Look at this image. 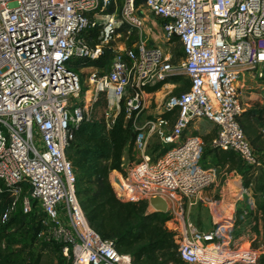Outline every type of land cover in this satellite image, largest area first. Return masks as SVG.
I'll return each instance as SVG.
<instances>
[{
    "label": "built area",
    "instance_id": "built-area-1",
    "mask_svg": "<svg viewBox=\"0 0 264 264\" xmlns=\"http://www.w3.org/2000/svg\"><path fill=\"white\" fill-rule=\"evenodd\" d=\"M154 20L170 46L181 44L183 55L176 61L161 42L152 43ZM93 31L95 45L89 36ZM132 33L138 40L118 47L117 39ZM106 50V66L77 67L99 60ZM244 73L260 81L264 91V0H0V193L9 188L15 197L0 230L22 210L36 245L58 246L66 264H133L115 240L103 238L90 224L67 158L89 116L79 100L87 83L97 97L108 96L107 129L124 109L141 131L134 146L138 161L110 174L118 197L146 201L149 214L159 212L151 199L166 201L167 229L184 264H258L264 248L249 242L248 248L232 249L221 243L235 237V215L205 234L186 209L216 179L215 168L200 164L202 138L185 137L197 122L217 127L211 150L234 152L248 171L264 172L263 157L239 121ZM180 76L190 87L165 104L164 113H178L172 130L163 131L169 120L161 116L140 126L155 89ZM157 133L169 148L153 158L148 150ZM247 235L259 238L250 230Z\"/></svg>",
    "mask_w": 264,
    "mask_h": 264
},
{
    "label": "trees",
    "instance_id": "trees-1",
    "mask_svg": "<svg viewBox=\"0 0 264 264\" xmlns=\"http://www.w3.org/2000/svg\"><path fill=\"white\" fill-rule=\"evenodd\" d=\"M89 36L92 38L91 44H97V33L93 31ZM109 56L110 51L106 50L99 60H84L77 67H104L109 62ZM180 79L175 78L174 81ZM162 86H158L155 91ZM108 105L107 94L100 93L92 104L88 118L82 122L67 149V158L76 176L77 195L82 208L94 230L103 238L115 240L117 250L130 254L133 264H184L179 257L174 234L166 227L167 214H148L149 205L146 201L133 203L120 199L111 184V172L123 171L125 157L133 153L136 138L141 131L135 128V117L127 118L124 109L114 126L107 129L105 113ZM177 114V110H174L165 112L161 117L174 124ZM239 121L252 148L263 156L264 108L243 112ZM165 151L166 149L163 150ZM211 151L215 153L214 164L217 166L228 164L230 167H237L240 162L234 152L221 154ZM242 165L244 167L237 168V173L242 177L244 187L252 190L256 201V211H247L246 214L250 217V231L262 238L264 243V172L261 171L257 176L256 171L245 170L243 162ZM14 199L13 191L9 188H4L0 193V219ZM243 214L239 209L237 218H242ZM247 217L242 219L245 221ZM27 220L28 216L19 210L9 225L0 230V264H39L42 253L52 248L54 251L59 250L58 246L44 244L40 245L38 255L31 254L27 258L16 251L12 242L19 234L20 237H28L36 246V233L25 227ZM238 226L237 221L236 228ZM9 227L14 229L9 231ZM234 235L237 236L236 229ZM258 264H264V254Z\"/></svg>",
    "mask_w": 264,
    "mask_h": 264
},
{
    "label": "rangeland",
    "instance_id": "rangeland-1",
    "mask_svg": "<svg viewBox=\"0 0 264 264\" xmlns=\"http://www.w3.org/2000/svg\"><path fill=\"white\" fill-rule=\"evenodd\" d=\"M152 26L154 28H156V31L151 35L150 39H154V41L156 42H161L166 48H168L170 50V52L172 53V55L174 56L175 61L177 59H179L182 55V46L181 44H173L172 46L169 45V43L165 40L163 33L160 31L161 29L159 22H157V20H154L152 22ZM157 26H158V30H157ZM127 29H125L126 31ZM143 38L146 39V35H143ZM138 40V36L136 33H132L131 35H127L125 34V36H122L120 38L117 39V45L118 47H124V46H132L136 41ZM89 72V70H85L84 71V76L86 77L87 73ZM182 81V83H186L187 80H185V78L180 79ZM261 85V84H259ZM257 88L256 86L254 87V89H247L246 92L248 93V97H250L251 93H254V99H252L251 101H249V104L254 105V107H256V109L261 110L264 108V91L262 90V88L259 87V89H255ZM167 91H164L162 93H160L157 96L154 97H149V99L147 100L146 103V108L145 110L142 112L141 117L143 121H146L148 119L151 118H157L159 116H161V112H164V108H165V104L167 103L168 99L170 96H166ZM181 89L180 90H176L173 92V96L174 95H179L181 94ZM97 95L96 92L94 90V88L92 86H90L89 84L85 83L84 85V89L79 97L80 102L85 106V108L89 111L91 110L92 104L96 101ZM245 102V101H243ZM247 102V101H246ZM243 105V103H242ZM198 124H195L193 126H191L189 128V130L186 132V135L190 136V135H195V136H199L202 138V141L204 142L205 145H203V149H202V153L200 155V164L206 168H214V161H213V156L209 157V155H211V150H210V146L207 145V140L205 138H208L210 135L216 136L217 135V127L215 125H213L210 122L207 121H200L197 122ZM172 121L170 122L169 126H168V130L171 131L172 130ZM197 126V128L199 129V131H196L195 129H193V127ZM159 144V137L156 135L152 141H151V145H150V152L153 148H155L157 145ZM151 155V153H150ZM139 155L133 151V153L130 156H126L125 158V164L130 165L136 161H138ZM239 157V156H238ZM240 162L237 164V168H243L244 166L242 165V160L239 158ZM264 160V157H263ZM240 166V167H239ZM245 169V168H244ZM218 170L217 172V181L224 184L225 183V176H224V172H221ZM261 174V171H257V176ZM211 188V187H210ZM209 189V188H208ZM207 189V190H208ZM205 190V191H207ZM205 191H203L201 194H203ZM252 197H253V193H252ZM256 203V201H255ZM189 208V207H188ZM195 208V210H197L199 212V214H197V216L193 213L192 214V221L200 228V230L203 233H210L211 231H213L215 229V225L216 223L212 222L211 217H207V213H208V208L203 207L202 204L200 203V200L198 201V203L193 207ZM187 209V208H186ZM217 212V211H216ZM147 213L149 214V207L147 209ZM228 215L230 216V212L228 213ZM222 215H219L217 213V217L216 220L220 221L222 220ZM238 224L239 226L236 228V233L237 236L235 237H230L228 238H222V242L221 243H226L225 247H230L232 249H236V248H240L241 246H244V248H248L249 247V242H251V247L257 249V248H264V243L263 240L261 238H258L256 240L253 239V237H246L244 239H240L239 236L243 233H246L250 230V219H245V221L242 218H237ZM166 227L168 228V226L166 225ZM14 229V227H12V230ZM21 234H19L18 236H16L13 239L12 245L14 246L16 251H19L22 253V255L24 257H29L31 254H35L38 255L40 253V245H36L33 244V242L30 241V239L25 236L20 237ZM33 244V245H32ZM214 246H211L209 248H213ZM39 264H66V261L62 258L59 250H47L46 252L41 254V259H40V263Z\"/></svg>",
    "mask_w": 264,
    "mask_h": 264
},
{
    "label": "crops",
    "instance_id": "crops-1",
    "mask_svg": "<svg viewBox=\"0 0 264 264\" xmlns=\"http://www.w3.org/2000/svg\"><path fill=\"white\" fill-rule=\"evenodd\" d=\"M153 40H151L152 43L155 42V41L153 42ZM175 78H181L182 79L184 77L180 76V77L172 78V80L167 82V84L165 86H162V88L160 90L154 91L152 93L153 94L152 97L157 96L164 91H167L166 96H170L176 90L181 89V92L183 93L184 90L186 91L189 89L190 84L188 81H186V83L183 84L181 80H179V81L175 80L174 81ZM259 84H261V85H259ZM187 86H188V89L186 88ZM255 86L258 89H259V87L263 89V84L260 81H257L256 79H254L250 73H244L243 77H242V81L240 83V96H241V100L243 103V112L256 109V107H254V105L249 104V101L254 99V93H251L250 97H248V93L246 92L247 89H249V88L254 89ZM257 88H255V89H257ZM243 101H245V102H243ZM161 113L164 114V112H161ZM145 122L146 121H143L142 118H140L138 121V124L140 126H142ZM170 122L171 121L169 120V124H170ZM196 124H198V123H196ZM172 125H174V124H172ZM193 129H195L196 131H199L197 126L193 127ZM163 131L170 132L168 130V127L163 128ZM156 135L159 137V144L155 148H153L151 150V152H150V147L148 150V153L149 154L151 153V156L153 158H157L158 156L162 155L164 153L163 150L166 149V151H167L169 148V146L165 142H163L161 135L159 133H157ZM156 135H154V137ZM187 136L188 135H186V133H185V137H187ZM215 137L216 136L210 135L208 138H205L207 140L206 144L210 146L211 141ZM152 139H151V141H152ZM150 145H151V142H150ZM203 145H205L204 142H203ZM219 153L222 154V152H219ZM210 156L211 157L213 156V161H214L215 153L214 152L211 153V155H209V157ZM262 157H264V155ZM214 165H215L214 168L216 170L215 183L211 186V188H209L203 194L199 195V200H200V203L202 204V206L208 208V213L206 216L208 218L211 217L212 222L217 224V222H218L216 220L217 213L219 215H222V218L225 219L229 216L228 215L229 212H230V216L235 215V217H237V211L239 209H241L243 211V213H245V212L247 213V211H254L255 212L256 211V203H255V199L252 197V190L246 189L244 187L243 179L237 173V167H230L228 164L221 165V166H217L216 164H214ZM218 170L221 172H224V176H225V183L224 184L217 181ZM245 170H247V169L245 168ZM221 172H220V174H221ZM193 207L187 208V215H188V218L191 219V221H192L191 216L193 213L196 216H197V214H199V212L197 210H195V208H193ZM241 217L245 218V217H247V215L243 214ZM246 219L248 220V219H250V217H247ZM215 227H216V225H215ZM247 236L248 235L246 233H243L239 236V238H245Z\"/></svg>",
    "mask_w": 264,
    "mask_h": 264
},
{
    "label": "water",
    "instance_id": "water-1",
    "mask_svg": "<svg viewBox=\"0 0 264 264\" xmlns=\"http://www.w3.org/2000/svg\"><path fill=\"white\" fill-rule=\"evenodd\" d=\"M150 203L159 212L166 213L168 211V205L166 201L160 197H155L151 199Z\"/></svg>",
    "mask_w": 264,
    "mask_h": 264
}]
</instances>
